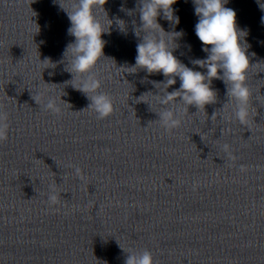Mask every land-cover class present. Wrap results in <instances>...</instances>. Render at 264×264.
Segmentation results:
<instances>
[{
    "label": "clouds",
    "instance_id": "clouds-1",
    "mask_svg": "<svg viewBox=\"0 0 264 264\" xmlns=\"http://www.w3.org/2000/svg\"><path fill=\"white\" fill-rule=\"evenodd\" d=\"M58 2L70 21L71 26L67 29L68 35L75 39L66 46L62 60L56 63L67 62L65 71L71 73L73 78L65 83L71 84L75 90L88 98L90 101L88 108L96 112L98 119L106 118L113 113L114 104L107 93L100 91L101 80L95 74L94 69L104 58L103 49L106 42L101 38L102 34L109 31V29L105 30L96 13L98 9L104 10L103 6L107 0H70V7H65L62 0ZM176 2L177 0H139L140 26L135 32L138 37L141 32L143 36L136 46L135 64L124 68L132 69L131 73L136 72L137 69H145L149 75L163 74L164 81L153 83L156 88L162 85L164 91L161 93L159 90L158 94L153 95L161 106V110L156 112L157 121L167 131L181 126V110L176 107L178 104H182L184 111L188 112L189 106H195L198 111H205L206 105L216 103L217 90L212 87L214 79L222 80L226 86L228 97L226 104L235 102L233 108L235 119L241 125L247 124L251 115L250 107L253 97L247 81L248 73L254 66L248 55L250 45L244 39L248 31L238 27L237 13L232 8L225 7L228 0H192L195 15L198 17L195 33L203 45L202 50L207 54L205 59L190 61L194 66L206 69V72L194 70L173 54L178 48L175 41L183 36V31L166 32L157 20L162 14V18L171 22L173 26L179 24V17L174 15L172 7ZM259 6L264 11V3H260ZM261 22L264 23V16L261 17ZM120 28L125 31L121 25ZM173 43L175 47L171 46ZM252 55L254 56L255 53ZM40 62L45 65L44 69L56 66L49 58H45L44 61L40 60ZM49 75L52 76L54 73L49 72ZM177 77L180 87L169 92L168 89L177 83ZM47 91L45 89L37 92L32 99L45 111L58 114L61 108L57 99L48 95ZM215 116L216 112L211 118ZM7 121L8 113L3 110V105H0V142L8 138L9 124ZM222 148L228 154L229 159L233 161L236 159L231 152L230 145L225 143ZM71 167L74 168V174L83 179L81 169L77 166ZM240 170L245 171L244 166H241ZM59 196L56 184L50 185L48 203L50 205L58 203ZM125 252L127 256L124 264H154L149 250L145 249L139 253Z\"/></svg>",
    "mask_w": 264,
    "mask_h": 264
}]
</instances>
